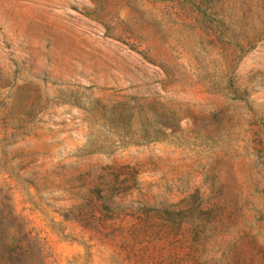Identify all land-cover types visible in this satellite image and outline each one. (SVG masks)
Here are the masks:
<instances>
[{
    "label": "rangeland",
    "instance_id": "obj_1",
    "mask_svg": "<svg viewBox=\"0 0 264 264\" xmlns=\"http://www.w3.org/2000/svg\"><path fill=\"white\" fill-rule=\"evenodd\" d=\"M0 264H264V0H0Z\"/></svg>",
    "mask_w": 264,
    "mask_h": 264
}]
</instances>
